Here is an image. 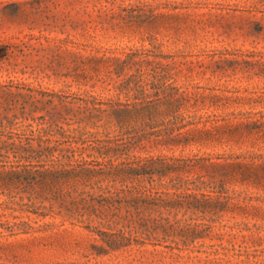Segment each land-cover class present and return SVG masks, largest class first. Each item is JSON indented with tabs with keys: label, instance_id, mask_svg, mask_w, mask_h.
<instances>
[{
	"label": "rangeland",
	"instance_id": "obj_1",
	"mask_svg": "<svg viewBox=\"0 0 264 264\" xmlns=\"http://www.w3.org/2000/svg\"><path fill=\"white\" fill-rule=\"evenodd\" d=\"M0 264H264V0H0Z\"/></svg>",
	"mask_w": 264,
	"mask_h": 264
}]
</instances>
